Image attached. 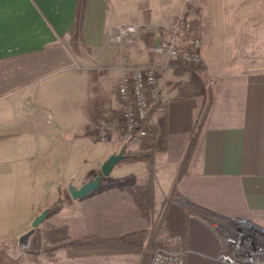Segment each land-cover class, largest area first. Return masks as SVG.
<instances>
[{"label": "crops", "instance_id": "crops-1", "mask_svg": "<svg viewBox=\"0 0 264 264\" xmlns=\"http://www.w3.org/2000/svg\"><path fill=\"white\" fill-rule=\"evenodd\" d=\"M177 17L199 29L202 65L170 62L148 114L156 133L121 144L115 85L128 65L160 63L148 48ZM129 24L134 40L115 41ZM159 145L152 190L133 163L69 196L122 148ZM59 196L26 264H147L156 245L223 264L215 219L264 228V0H0V244Z\"/></svg>", "mask_w": 264, "mask_h": 264}, {"label": "built area", "instance_id": "built-area-1", "mask_svg": "<svg viewBox=\"0 0 264 264\" xmlns=\"http://www.w3.org/2000/svg\"><path fill=\"white\" fill-rule=\"evenodd\" d=\"M136 33V25H122L113 39L132 42ZM201 45L200 31L193 20L177 17L164 30L162 39L148 48L152 55L161 58L158 65H128L125 68L114 88L118 98V130L122 140H129L132 136L142 139L147 135L142 124L149 112L161 102L159 73L170 62L199 68L202 65ZM213 224L223 235V252L217 261L223 264H264V228L242 220L215 219ZM148 264H185V252L156 245Z\"/></svg>", "mask_w": 264, "mask_h": 264}, {"label": "trees", "instance_id": "trees-1", "mask_svg": "<svg viewBox=\"0 0 264 264\" xmlns=\"http://www.w3.org/2000/svg\"><path fill=\"white\" fill-rule=\"evenodd\" d=\"M203 121H204V116L200 119V122L195 129L191 144H189V147L187 150L188 154H190L191 150L193 149L197 141ZM142 127L145 130L147 135H154L156 133L154 126H152L148 122V117H147V120L143 122ZM133 140H135V136H132L131 141ZM162 150H164V146L162 145H159L152 150L142 151V152H125L124 148H122L123 158L117 165L124 166V165L133 164V163H142L144 165L145 182L150 186L152 190L153 181H154V173H155L154 155L155 153L160 152ZM64 200L65 199L62 196H59L58 199L49 207L48 212H53V211L58 210L65 202ZM157 233H158V227H155V230L153 231V234L151 236V240L155 238Z\"/></svg>", "mask_w": 264, "mask_h": 264}, {"label": "water", "instance_id": "water-1", "mask_svg": "<svg viewBox=\"0 0 264 264\" xmlns=\"http://www.w3.org/2000/svg\"><path fill=\"white\" fill-rule=\"evenodd\" d=\"M123 158V154L122 151H120L117 154H113L111 156H109L101 165L100 168V175L96 176L93 180H90L88 182H86L85 184H83L81 187H79L78 189L74 188L73 186H68V193L69 196L74 199H82L84 198L88 193L96 190L98 188L99 185V181L101 177H108L109 174L111 173L112 169L122 160ZM48 211L45 210L43 211L40 215L36 216L32 223H31V227L32 229L25 235H23L20 239L19 242H23L25 241L33 232V229H35L36 227L39 226V224H41V222L44 220V218L46 217Z\"/></svg>", "mask_w": 264, "mask_h": 264}, {"label": "rangeland", "instance_id": "rangeland-1", "mask_svg": "<svg viewBox=\"0 0 264 264\" xmlns=\"http://www.w3.org/2000/svg\"><path fill=\"white\" fill-rule=\"evenodd\" d=\"M3 72H9V69H4ZM51 80H52V77L48 76L47 81H51ZM2 91H3V95L8 94L10 92V86L9 85L3 86ZM101 136H104V134L101 133ZM117 139L119 143L127 144L128 142L131 141L132 138L126 141L122 140L120 130H117ZM117 166L118 165H116L115 168H117ZM63 198L65 199L64 201H66L68 197H63ZM26 242L27 240L23 242L18 241V243L16 241H7L3 244H0V264H26V257H27L25 255L26 247H27ZM148 261L149 260L147 259V262H146L147 264H148Z\"/></svg>", "mask_w": 264, "mask_h": 264}]
</instances>
